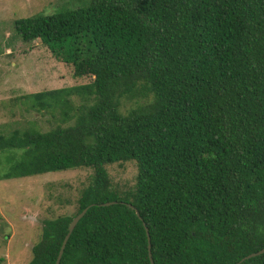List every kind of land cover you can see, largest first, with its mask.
Wrapping results in <instances>:
<instances>
[{
    "label": "trees",
    "instance_id": "obj_1",
    "mask_svg": "<svg viewBox=\"0 0 264 264\" xmlns=\"http://www.w3.org/2000/svg\"><path fill=\"white\" fill-rule=\"evenodd\" d=\"M14 27L93 77L25 95L50 129L0 128L1 178L93 170L28 264H56L87 207L60 264H264L241 261L264 248V0H90ZM132 161L115 186L108 166Z\"/></svg>",
    "mask_w": 264,
    "mask_h": 264
},
{
    "label": "rangeland",
    "instance_id": "obj_2",
    "mask_svg": "<svg viewBox=\"0 0 264 264\" xmlns=\"http://www.w3.org/2000/svg\"><path fill=\"white\" fill-rule=\"evenodd\" d=\"M90 0H0V128L27 120L40 129L52 127L50 112L29 109L25 95L46 89L85 84L92 76L75 77L74 67L55 57L40 39L25 42L14 27L18 18L53 14L63 6L79 8ZM29 109V110H27ZM28 122V121H27ZM12 128L9 127L8 131ZM0 175L8 168L3 159ZM117 187L132 186L135 162L108 166ZM93 170L77 168L19 178L0 177V259L3 264H28L32 248L41 238L45 221L73 214L82 188Z\"/></svg>",
    "mask_w": 264,
    "mask_h": 264
},
{
    "label": "water",
    "instance_id": "obj_3",
    "mask_svg": "<svg viewBox=\"0 0 264 264\" xmlns=\"http://www.w3.org/2000/svg\"><path fill=\"white\" fill-rule=\"evenodd\" d=\"M111 203H115V201H110V202H106L105 204H111ZM88 210V207L85 208L82 212H80L79 214H77L73 219L72 221L70 222L69 224V227H68V233L66 234L64 240H63V243H62V246H61V249H60V252H59V255H58V258H57V263L56 264H60L61 262V258L63 256V253H64V250L66 248V245L70 239V236L72 234V232L74 231L77 223L79 222V220L85 215V213L87 212ZM137 213L139 214V211L137 210ZM146 225V224H145ZM146 229H147V233H148V238H149V248H151V237H150V233L148 231V227L146 226ZM264 253V248L260 249L259 251L257 252H253L247 256H245L244 258H242L241 261H245L246 259L250 258V257H253V256H256V255H260ZM150 257H151V261L152 263L154 264V259L152 257V253L150 251ZM236 264H239V263H236Z\"/></svg>",
    "mask_w": 264,
    "mask_h": 264
}]
</instances>
